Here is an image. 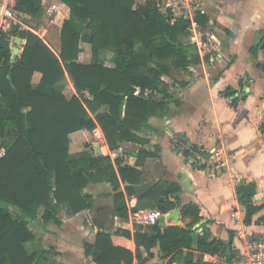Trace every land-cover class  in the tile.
Segmentation results:
<instances>
[{"label":"trees","instance_id":"trees-1","mask_svg":"<svg viewBox=\"0 0 264 264\" xmlns=\"http://www.w3.org/2000/svg\"><path fill=\"white\" fill-rule=\"evenodd\" d=\"M54 1L68 9L60 29L59 52L19 25L0 31V264H52V248H27L36 240L29 222L42 210L44 226H59L62 212L71 217L92 209L94 198L85 191L90 184L109 185L115 216L127 219L125 197L140 183V168L150 154L140 150L130 166L117 155L118 149L124 143H140L136 132L151 117L166 114L172 96L165 79L172 77V71H185L201 61L197 46L184 39L189 24L171 23L170 15L152 4L133 8L132 0ZM42 2L16 0L14 12L23 20H37L46 11ZM196 20L200 30L207 28L204 13H198ZM14 37L24 43L11 63ZM81 43L91 47L88 64L79 61ZM260 51L264 52V33L249 50L264 74ZM34 73L41 75L37 84L32 82ZM67 78L75 90L71 97L65 94ZM223 93L232 96L233 90ZM96 127L116 157L89 149L70 153V135ZM166 186L158 181L139 196L133 209L157 210L155 225L134 224L133 234L119 228L99 230L93 243H83L85 255L95 264H132L134 258L141 260L140 247L147 251V258L157 247L165 264H214L204 259L206 255L229 259L234 250L226 242L193 229L200 220L195 205L180 208L182 218H189L184 227L169 216L177 203L168 194L178 188ZM235 190L247 225L261 205L254 203L253 184L239 182ZM113 234L132 239L135 253L115 246Z\"/></svg>","mask_w":264,"mask_h":264},{"label":"crops","instance_id":"crops-1","mask_svg":"<svg viewBox=\"0 0 264 264\" xmlns=\"http://www.w3.org/2000/svg\"><path fill=\"white\" fill-rule=\"evenodd\" d=\"M46 3L51 6L50 14L54 13L56 20L60 18L63 22L67 18L68 9L64 5L54 0H43V6ZM203 6L208 25H213V22L217 25L212 27L216 35L211 36L215 41L213 51L216 52L209 51L204 55L201 52L200 63L182 71L184 76L178 80L166 78L172 96L166 114L151 117L148 125L136 132L140 143H125L130 150L120 148L123 163L130 166L136 163L140 150L150 156L143 160L140 183L132 186L134 193L125 197L127 219L116 216L115 227L110 231L119 228L133 234L134 223L130 213L137 207L139 196L158 181H163L168 184L166 189L178 188L174 194H168V199L177 203L174 210L177 211L179 226L184 227L189 222V218L183 219L180 215V208L195 205L199 209L200 220L193 229L198 228L200 233L206 232L211 238L223 240L229 249L235 251L237 226L232 220V213L238 212L243 220V209L235 190L239 182L253 184L254 203L261 205L251 222L247 225L243 223L245 230L252 236L264 237V222L261 221L264 216V74L249 53L264 33V0H203ZM49 15L45 11L37 20H23V25L36 31L57 53L60 50L62 22L55 31L52 30L54 27L50 26L56 21ZM15 38L11 48L15 46ZM23 43L20 39L17 56ZM80 48L88 50L86 56L89 61L82 60V51L79 61L90 63V45L81 43ZM263 55L264 52L260 51L258 57ZM40 77L39 73H34L32 82L37 84ZM244 80L248 86L243 83ZM227 88L233 90L232 96H224ZM65 94L67 97L75 94L69 78ZM98 130L103 137L98 144L99 154L112 158L99 127ZM89 136L92 137L86 130L72 133L70 146L79 147V142L87 140ZM216 146H222L227 154L228 162L224 167L198 166L194 163L196 154L207 159ZM184 151L190 154L187 156ZM121 191L125 192L123 184ZM100 206L103 205L95 208L91 224L78 221V216L85 214L86 210L62 218L59 226L41 227L42 235L38 238L54 243L52 264H95L90 256L85 255L83 243H93L96 233L102 230L93 223ZM145 209L155 210L141 206L136 211ZM111 239L115 246L135 253L136 246L132 239L115 234ZM139 251L141 260L134 258L132 264H165L159 258L157 247L152 249L153 256L149 258L143 247Z\"/></svg>","mask_w":264,"mask_h":264},{"label":"built area","instance_id":"built-area-1","mask_svg":"<svg viewBox=\"0 0 264 264\" xmlns=\"http://www.w3.org/2000/svg\"><path fill=\"white\" fill-rule=\"evenodd\" d=\"M133 8L144 6L146 4H152L163 13L170 15V22L174 23L177 20L186 21L189 24L191 30L195 33L197 25L196 16L198 13H204L200 6L199 0H132ZM16 0H0V31L9 29L12 25H22V28L32 31L38 36V33L33 29H30L23 25V19L18 17L14 12ZM193 43L199 49V55H201L200 48L203 45L200 39L193 38ZM138 91H136L137 93ZM95 138L98 140V145L103 137L100 134L98 127L92 131ZM100 150V147L98 146ZM3 155V150L0 151V157ZM225 149L222 146H216L206 159L201 154H196L193 161L196 165L212 166L215 168L224 167L228 160ZM237 182V181H236ZM127 206V204H126ZM130 218L134 224H140L144 226L155 225L159 213L155 210L145 209L138 211H131ZM232 220L235 222L236 238L238 240L235 246L234 254L226 259L219 255L210 257L214 264H264V237H255L248 234L243 225V220L238 212L232 213Z\"/></svg>","mask_w":264,"mask_h":264},{"label":"rangeland","instance_id":"rangeland-1","mask_svg":"<svg viewBox=\"0 0 264 264\" xmlns=\"http://www.w3.org/2000/svg\"><path fill=\"white\" fill-rule=\"evenodd\" d=\"M200 2V6L201 8L203 9V0H199ZM44 8H46V13L47 15L50 14V10L51 9V6H49V4L46 3V5L44 6ZM163 13V12H162ZM50 18H54V13L51 12V14L49 15ZM55 19V18H54ZM64 19V18H63ZM55 21L57 22H53V24H51L50 27H54L52 30H56L59 26V24H61V19L57 18V20L55 19ZM44 19L42 20V23H44ZM216 23L213 22V25L210 24L207 26V28L205 30H200L199 27L196 28L195 30V33L191 30L190 27L187 28L186 30V36H185V41L186 42H189V43H193V38H196V39H200L201 43H203V45L201 46L200 48V51L202 52V55H204L205 53H208L209 51H211V53H215L216 51L214 50L213 51V45L215 43L214 40H212L211 36L212 35H216V32L212 29V27H216ZM19 27L22 28V25H19ZM54 30V31H55ZM199 50V49H198ZM199 52V51H198ZM88 54V50L84 49L82 50L81 52V56H82V60L84 62L86 61H89L88 56H86ZM107 65H109L110 63L109 62H106ZM182 76H184V73L181 71V70H173L172 71V77L175 79V80H178L179 78H181ZM67 90V89H66ZM92 137H88L87 140H81L79 143H81V145L79 147H76L75 146H70L69 150H70V153L72 154H76V153H80L82 152L83 150L85 149H89L92 153L94 154H99V149H98V145H93V143H97V139L95 138V136L93 135L92 132H90ZM74 137V136H73ZM126 144H122L121 145V149H127V150H130V146H125ZM118 149V153L117 155H120L121 156V149ZM79 150V151H78ZM116 157V154H112V159H114ZM101 185L97 186V185H94V184H90L86 189L85 191L89 194H91L94 198V207L90 210H87V212H85V214H80L78 216V221H83V223H87V221L89 222V224H91V218L93 217L94 215V210L97 206L99 205H113V200H112V194L114 193L111 189V187L109 185L105 186L104 184L105 183H100ZM42 213V210L39 211L38 213V217L36 218V220H33V221H30L29 222V228L34 232L35 236L37 237L36 240L32 243H28L26 246L28 249H33V248H43L44 246H46L47 248H53V242H51L50 240H42L41 238H38L40 235H42V229L41 227L43 226V224L39 221L40 220V215ZM61 215V218H67V217H70V216H67L65 215L63 212L60 214ZM40 223V224H39ZM88 224V223H87ZM54 227V224L51 223L49 224V227ZM115 227V226H114ZM54 229V228H52ZM55 242V241H54ZM46 248V249H47ZM83 251H84V247H83Z\"/></svg>","mask_w":264,"mask_h":264},{"label":"water","instance_id":"water-1","mask_svg":"<svg viewBox=\"0 0 264 264\" xmlns=\"http://www.w3.org/2000/svg\"><path fill=\"white\" fill-rule=\"evenodd\" d=\"M20 38H15V46L11 48V63H14L17 57L18 49H19ZM245 85L248 86V82L246 80L243 81ZM244 93V91H243ZM237 95V94H236ZM96 217L93 218V223L96 227L103 229V230H110L115 226V212L114 208L111 205H103L97 208L96 210ZM169 216H173L176 219L177 211L173 210ZM162 219V217H161ZM163 227L166 226L165 222H161Z\"/></svg>","mask_w":264,"mask_h":264}]
</instances>
